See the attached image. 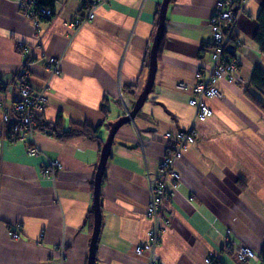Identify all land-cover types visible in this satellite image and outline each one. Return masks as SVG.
I'll use <instances>...</instances> for the list:
<instances>
[{
    "label": "crops",
    "instance_id": "0c3cea01",
    "mask_svg": "<svg viewBox=\"0 0 264 264\" xmlns=\"http://www.w3.org/2000/svg\"><path fill=\"white\" fill-rule=\"evenodd\" d=\"M47 1L53 16L35 24L19 10V0H0V82L8 95L21 63L18 43L31 48L28 82L36 90L49 78L40 59L61 61L60 74L48 80L33 137L61 166L54 182L40 174L45 158L27 153L28 138L5 141L0 149V264L87 263L101 145L108 124L129 103L133 106L144 87L162 2L109 0L74 33L70 23L84 12L83 2ZM216 1H169L152 90L135 118L116 132L105 166L94 264H145L134 254L151 226L145 175L157 173L169 146L165 134L192 125L196 141L174 164L180 180L158 247L160 259L164 264H205L206 258L240 264L223 251L227 231L236 246L264 251V109L251 99L264 105V96L249 83L255 69L264 72V54L253 41L262 0L244 1L234 29L232 59L244 84L220 80L221 95L206 102L212 116L205 120H197L188 105L196 73L210 66L208 21ZM58 116L61 132L87 125L99 128L98 138L60 136L45 126ZM17 224L19 237L12 238L9 227Z\"/></svg>",
    "mask_w": 264,
    "mask_h": 264
},
{
    "label": "built area",
    "instance_id": "2783aa9c",
    "mask_svg": "<svg viewBox=\"0 0 264 264\" xmlns=\"http://www.w3.org/2000/svg\"><path fill=\"white\" fill-rule=\"evenodd\" d=\"M80 1L85 3L86 8L82 14L70 23L74 33L93 19L94 10L106 4L109 0ZM244 1L217 0L213 14L208 21L212 47L208 55L210 66L204 72L196 73L193 96L188 101L196 109L195 118L197 120H205L212 116V111L206 102L208 99L220 97L221 94L217 88L220 80L238 85L244 84L236 60L230 58L228 54L229 46H232V36L237 20L242 15ZM19 10L35 24L38 23V18L50 19L52 17V9L38 6L37 0H19ZM17 47L20 50L21 63L15 73L12 74L13 87L9 95L8 87L0 82V149L5 141L15 142L25 137L28 138L27 153L45 158V162L40 165V174L42 178L54 182L60 164L57 160H50L33 137L39 127L37 112L45 107L48 80L60 74L59 65L61 61L60 58L48 56L40 59L47 70L49 78H47L43 88L36 90L28 82L30 66L34 63L31 48L23 43H18ZM124 112H128V108L125 107ZM164 137L167 141H170V144L159 162V172L155 177L146 174L148 204L145 215L151 226L146 233L145 241L136 246L134 250V254L138 258H142L145 264H164L157 251L162 236L167 231L172 219L170 198L174 196L180 180L174 169V164L181 158L187 148L196 141L197 131L192 125L186 131L166 133ZM140 147L143 148L141 143ZM20 227V224L13 228L9 227L12 238L19 237ZM228 232H226L228 236H226L223 251L232 254L240 264H250L254 260L258 264H263L260 254L244 245L236 246L229 237ZM59 248L60 252L63 251L64 245ZM205 264L218 263L215 258H206Z\"/></svg>",
    "mask_w": 264,
    "mask_h": 264
},
{
    "label": "water",
    "instance_id": "95a60500",
    "mask_svg": "<svg viewBox=\"0 0 264 264\" xmlns=\"http://www.w3.org/2000/svg\"><path fill=\"white\" fill-rule=\"evenodd\" d=\"M169 1L170 0H162L160 4V8L158 12L157 28H156L153 44L149 53L148 74L144 87L142 88V91L134 101L130 113L128 115L121 116L114 122L108 124L107 135L104 142H102L101 145L99 162L96 168L94 184H93V228H92V235L89 245V254L87 257L86 264H94V260H95V249H96L97 239L101 225V207L99 202L100 201L99 190H100V185L104 174L105 166L108 157L110 155V149L113 142V138L121 126L128 124L130 121H132L135 118L136 114L143 106V103L146 100L148 94L152 90L154 83V76L156 72V65H157V52L164 31L165 15ZM229 50H232V46H229Z\"/></svg>",
    "mask_w": 264,
    "mask_h": 264
},
{
    "label": "trees",
    "instance_id": "16d2710c",
    "mask_svg": "<svg viewBox=\"0 0 264 264\" xmlns=\"http://www.w3.org/2000/svg\"><path fill=\"white\" fill-rule=\"evenodd\" d=\"M37 5L45 8H50L48 6L47 0H37ZM257 29L253 36V41L257 46L258 50L264 54V0L261 2V6L259 12L256 17ZM235 35L232 36V50H228L229 57L232 58L233 50L235 46ZM250 85L254 86L257 90H259L264 96V72L260 69H255L250 77ZM248 85V83H247ZM258 106L264 109V105L257 100L256 98H251ZM47 128L52 129L53 132L60 133V136L66 137L69 135H85L91 139L98 138V127H90L87 125H74L68 129V132H61V116H58L54 124H46ZM166 140V139H165ZM168 145L170 141H167ZM167 145V146H168ZM169 146L166 148L168 149ZM165 149V150H166ZM165 152V151H164ZM159 167V164H158ZM154 177V176H152ZM262 256V263L264 264V251L260 254Z\"/></svg>",
    "mask_w": 264,
    "mask_h": 264
},
{
    "label": "rangeland",
    "instance_id": "374dc122",
    "mask_svg": "<svg viewBox=\"0 0 264 264\" xmlns=\"http://www.w3.org/2000/svg\"><path fill=\"white\" fill-rule=\"evenodd\" d=\"M83 6H85V3L83 2ZM53 10H52V16H53ZM242 77V76H241ZM242 79H243V77H242ZM209 100V99H208ZM129 105H130V103H129ZM188 105L189 106H191V107H193L194 108V112H195V117H196V109H195V107L193 106V105H191L189 102H188ZM128 108V112H124V110H123V115L122 116H124V115H128L129 113H130V111L132 110V107L131 106H126V109ZM131 122V121H130ZM129 122V123H130ZM138 141L142 144V145H144L145 143H144V140L142 139V138H140V139H138ZM139 143V144H140ZM182 154V153H181ZM182 156V155H181ZM61 167V166H60ZM161 169V168H160ZM159 172V169H157V173ZM157 173H156V175H157ZM160 174V173H159ZM155 175V176H156ZM146 176V175H145ZM154 176V177H155ZM146 181H147V176H146ZM176 192V191H175ZM173 196V195H172ZM172 199H173V197H171L170 198V201L172 202ZM165 234H166V232H165ZM136 248V247H135ZM135 248H134V250H135ZM60 249V248H59ZM62 252V254L64 253V248H63V251H61ZM261 254V253H260ZM136 256V255H135ZM159 256V255H158ZM60 257H62V255H60ZM137 257V256H136ZM164 263V262H163Z\"/></svg>",
    "mask_w": 264,
    "mask_h": 264
}]
</instances>
